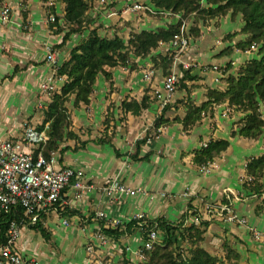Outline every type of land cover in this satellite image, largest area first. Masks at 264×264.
Listing matches in <instances>:
<instances>
[{
	"label": "crops",
	"instance_id": "0c3cea01",
	"mask_svg": "<svg viewBox=\"0 0 264 264\" xmlns=\"http://www.w3.org/2000/svg\"><path fill=\"white\" fill-rule=\"evenodd\" d=\"M19 1L6 0L4 7L14 6L16 10L13 9V12L16 14H13L12 25L0 24V142L7 139L19 143L23 141L25 133L23 124L28 121L24 122V120L37 105L38 86L42 80L46 82L49 79L52 71L49 64L44 65L34 59L29 60L28 58L25 65L17 63L22 56L28 57V55H34L39 59L42 55L46 59L43 48L46 31L40 23L47 7L45 8V5L40 7L43 0H30L28 3L30 16L27 24L31 28L21 27L19 29L13 26L20 20L21 23L23 22V5L21 9L18 8ZM118 1L115 10L122 9L126 2L131 4L138 0ZM107 12L109 11L105 13ZM64 13V8L58 10L59 15L63 16ZM111 13L110 17L113 18L115 13ZM40 18H42L41 21H39ZM225 20L228 19H223L220 25H216V32L210 30L213 26L215 27V21L209 24L210 27L209 25L203 27L201 37L203 41L199 39L193 44L186 55L177 60L173 71L180 70L182 66L179 63L182 61L194 65L198 63L222 67V64L215 63L218 59L212 56L222 52L229 45L219 43L222 35H225V31L227 32V29L231 27L225 24ZM19 33L30 35L32 39H27L30 36L22 38L18 36ZM50 36L56 44V38L61 35L52 34ZM215 42L221 44L218 51L211 50ZM163 52L164 50L161 54ZM159 54L160 52H156L155 56ZM252 55L253 52L243 53L241 56L236 53L220 61L224 64L230 61L236 69L237 63L240 61L245 63L252 58ZM239 56L241 58L236 59ZM148 60L150 62H144ZM139 63H142V59H139ZM152 63L151 58L143 60L142 68L144 69L140 72L125 68L122 70L129 72H114L116 90L112 94H110L109 83L105 77L100 76L90 107L72 113V131L77 138L64 143L61 149L68 148V150L63 153H54L51 160L58 169L71 167L83 171L86 180L95 186L106 185L115 177H120L125 184L142 190L144 193L134 197L110 199L99 190H93L83 199L75 200L72 191L67 190L64 194L66 200L61 202V206L77 214L62 217L61 213L56 210L43 221L55 246L46 244L37 231L30 228L22 229V236L17 247L29 264H88L90 261V254L86 250L88 239L95 233L100 223H103V220L98 219V213H105L108 218H116L125 223H130L137 214H147L150 218L166 216L172 223H175L180 221L188 210L190 199L185 197L186 193L204 197L207 201L214 203H227L229 200L234 211L245 218L248 224L228 223L221 220L219 216H213L212 225L207 233L208 237L212 234L229 242L232 248L241 255L240 264H264V240L257 239L250 230L251 227H255L264 233V178L259 189L252 188L250 186L252 183L245 181V177L249 174L247 169L249 162L264 155V137L256 141L238 136L232 138V132L238 130L237 122L243 118V115L235 112L227 103L214 104L212 107L215 110L214 114L212 115L211 112L204 114L200 123L191 131L186 132L183 117L187 108L178 101L185 99L188 95L186 92L177 91L174 95L167 97L163 91L166 77L162 69H154L155 81H146L143 71L149 67L154 68L155 65ZM15 67L23 70L12 77ZM193 75L199 78L197 81L190 82L195 86L189 93V97L197 104L207 101L208 86L220 90L225 88L223 83H215L217 74L213 71L195 69ZM19 77H24L23 81L12 86ZM156 94L160 95L159 99H156ZM144 96L150 97V107L142 115L124 113L121 108L124 101L132 99L141 101ZM161 100H167L169 106H173L172 110L167 113L171 121L167 127L159 130L161 134L158 138L149 139L147 144L141 148V156L152 152L150 161L134 162L129 157L118 158L112 146L98 145L97 142L104 135L107 127L104 122L112 106L115 117L112 124L115 126L111 128L115 127L116 131L114 147L122 154H135L137 141L144 137L149 127L164 110ZM227 109L232 110V113L224 117L222 112H226ZM43 113L35 112V115L29 119V122L33 124L30 125L38 128L44 121ZM262 113L264 116V105H262ZM177 116L180 120L174 122ZM210 139H227L231 145L218 160L211 164L212 167L209 166L210 172L206 174L203 168L195 163L194 157L195 151L202 148L201 144ZM83 144L86 146L84 147ZM36 147L37 145H26L25 149L33 154ZM194 204L200 212H203L197 202ZM203 213L206 218H209L208 214ZM82 217L85 218L84 222L91 220V223L83 226ZM195 219L198 218L191 216L188 223H192ZM66 221L70 224L69 226L65 224ZM81 226L85 228V233H80V235L73 228ZM26 231L28 233L25 237ZM134 236L139 237L138 232Z\"/></svg>",
	"mask_w": 264,
	"mask_h": 264
},
{
	"label": "trees",
	"instance_id": "16d2710c",
	"mask_svg": "<svg viewBox=\"0 0 264 264\" xmlns=\"http://www.w3.org/2000/svg\"><path fill=\"white\" fill-rule=\"evenodd\" d=\"M29 1L23 0V6H28ZM99 1L62 0L65 9L63 16L58 14L57 5L51 8L52 12L57 15V22L51 25L52 33L63 35L62 42L54 46L56 52L67 47L74 35H84L88 30V36L80 45L71 49L70 58L60 68L58 75L64 79V84L60 94L54 96L44 111V121L38 127L40 132L47 131L46 134L50 137V141L36 144L37 147L33 151V156L36 159L43 155L48 162H51L54 153H63L68 150V148L62 150L61 146L77 138L72 131L73 119L70 105L78 111L90 107L100 76L105 77L109 83L110 94L114 93L116 90L114 69L119 67L127 69L129 62L136 64L132 59L136 57L143 60L151 58L152 61L154 58V69H162L164 76L168 77L173 72L176 54L175 56L172 53L155 56V53L161 46L170 45L176 35L181 34L184 22L191 17H194V22L191 31L189 30L188 33L195 41L201 39L203 27L208 26L213 21L219 24L223 19H230L232 22L240 19L243 23L242 28L238 32L226 34L223 41L232 44L238 36H245L244 41L239 40L233 46L228 45L219 56H232L237 50L246 52L257 45L259 57L251 58L242 63L237 68L238 70L236 69L237 71L231 65L232 62L228 63L229 66L221 68L223 72L221 83L225 85V88L220 90L208 86L207 101L201 104H197L189 97V93L195 86L191 85L190 82L197 81L198 77L193 76L192 70L184 71L178 84V89L188 95L180 101L187 108L183 117L184 130L189 132L196 127L200 123L203 113L211 112L214 104L227 103L235 112L243 115V118L237 122L238 130L232 132V138L238 136L256 141L264 137V116L262 113V105H264V0H152V3L160 10L181 15L180 21L170 26L160 27L157 30L135 32L136 34L129 41H125L118 34V31L112 38L101 35L103 27L97 25L96 20L90 14L92 10H97ZM5 2L6 0H0V10L4 7ZM48 2L49 0H43L45 8ZM49 9L47 7L46 12ZM22 12L23 21L26 24L29 21L30 13L29 10ZM124 19L120 17L119 22L124 21ZM22 70V68L15 67L12 77ZM149 99L150 97L144 96L141 101L126 100L121 104V108L125 114L132 113L135 116H140L150 107ZM172 108L173 106H166L153 125L149 127L145 136L137 141L135 154H122L114 147L116 131L115 127L113 129L111 127L115 126L112 124L115 117L112 106H110L104 122L107 127L104 135L97 143L98 145L112 146L118 158L129 157L134 162L150 161L152 152L146 156H141V148L147 144L156 131L168 126L171 120L167 117V113ZM179 120L180 117L177 116L174 122ZM209 141L207 147L195 151L194 161L200 167H209L231 145L227 139H210ZM83 146L86 145L83 144ZM247 169L249 175L255 178L250 186L259 189L264 178V155L252 159ZM65 192L57 204L42 214L35 223L26 217L24 208L19 205L13 207L9 213L0 212V246L8 244V231L12 222H16L21 229L30 228L37 231L46 244L55 246L43 221L45 217L56 210L61 213L62 217H71L77 214L61 206V202L66 200ZM196 201L193 197L189 202L187 212L180 221L175 223H166L163 217H157L155 219L146 218L145 221L132 220L125 226L123 225V230L120 228L107 229L104 226V221L99 226L105 234L113 236L117 241L125 238L133 239L139 228H144L148 232L152 229H161L162 243L152 251L149 264H240L241 255L227 241L223 243L221 255H212L206 249V236L216 213L210 211L208 213L209 218H206L205 214L195 206ZM223 204L233 208L229 200ZM191 216H196L199 222L188 223ZM223 216H227V213H224ZM81 220L83 226L91 223V220L84 222V217ZM146 238V234H144L143 241ZM180 243L186 247L180 246ZM123 264L130 263L124 259Z\"/></svg>",
	"mask_w": 264,
	"mask_h": 264
},
{
	"label": "built area",
	"instance_id": "2783aa9c",
	"mask_svg": "<svg viewBox=\"0 0 264 264\" xmlns=\"http://www.w3.org/2000/svg\"><path fill=\"white\" fill-rule=\"evenodd\" d=\"M115 0H100L98 6L106 8L108 4L113 3ZM55 6L54 0H49L47 7L50 8L45 15V25L50 27L57 22V15L52 12L51 8ZM24 11H28V6H23ZM121 17L126 18L130 14H140L152 12L153 8L150 5H144L139 1H134L133 4L123 7ZM13 13L9 6H5L0 10V24L10 25L12 23ZM28 23V22H27ZM22 22L21 27L31 28L28 24ZM31 23V22H30ZM193 40L186 32L185 28L182 29L181 34L176 35L174 40L170 43V47L178 54L182 56L186 54L192 47ZM43 48L46 54V60L51 65L53 73L51 77L42 85V93L50 94L58 90V85L64 81L60 78L58 73L61 68V60L59 55L54 50V42L52 38L46 40L43 43ZM258 49L257 45H254L250 50L244 52L250 54L252 51ZM180 58H177V60ZM185 70L198 69L203 71H213L217 74L215 83H221L222 70L218 65L209 64H190L189 62L182 61ZM144 76L147 79H152L155 75L153 67L146 68ZM180 75L178 72L173 71L168 77L165 78L163 84V91L167 97L174 95L178 91V84ZM168 105L167 100H163V108ZM230 108V107H229ZM214 109V108H213ZM231 109V108H230ZM230 112L229 109L225 112L226 115ZM159 131V130H158ZM50 141V137L44 131H39L35 126L27 124L25 127L24 139L22 142H14L12 140L2 141L0 143V212L9 213L15 206H21L25 210L26 217L37 222L42 214L48 212V210L55 206L61 197V195L67 190L72 191V196L75 200H81L87 196L93 190H99L104 196L110 199H118L123 197H134L138 194H142V190L135 189L125 184L120 177H115L111 182L102 186H95L90 184L85 177V174L81 170H76L71 167L56 168L53 162H48L43 155H40L36 159L32 153L26 151V145H36L41 142L47 143ZM209 140L202 144V147H207ZM210 167H212L210 165ZM210 167L203 166V171L208 174ZM246 182H254L255 178L251 175L245 177ZM164 196H167L164 194ZM186 198L190 201L193 197L196 202L201 206L200 208L208 214L210 211L216 213L215 216H219L221 220L228 223L247 225L248 221L238 215L234 209L223 203H213L207 201L206 198L185 194ZM227 213V216H223ZM146 214H137L133 220H146ZM98 219L104 221V226L107 229H122L124 224L121 220L108 218L105 213H98ZM163 220L166 223H172L171 220L163 216ZM66 225H70L67 221ZM79 234L85 233V228L74 227ZM255 237L260 240H264V233L258 231L255 227L250 229ZM80 234V235H81ZM138 234L140 237L146 239L142 243L139 240V249L135 247L133 239L125 238L117 241L113 236L107 235L102 231V228L98 226L95 233L88 239L87 252L93 258L88 264H102V258L98 255L97 249H107L108 247H123L129 254L134 257H143L146 252H152L154 248L162 243V231L161 229H152L150 232L144 228H139ZM22 236V229L16 222H12L8 231V244L6 246H0V264H29L18 249V242ZM89 256V257H90Z\"/></svg>",
	"mask_w": 264,
	"mask_h": 264
},
{
	"label": "rangeland",
	"instance_id": "374dc122",
	"mask_svg": "<svg viewBox=\"0 0 264 264\" xmlns=\"http://www.w3.org/2000/svg\"><path fill=\"white\" fill-rule=\"evenodd\" d=\"M23 0H20L19 1V7L18 8H22V5H23V2H22ZM140 3H142V4H144V5H150V6H152V8H153V11L152 12H143V13H140V14H130L128 17H126L125 19H124V21H122V22H119L120 21V16H121V13H122V10L121 9H119V10H115V6L118 4V0L117 1H114L113 3H111V4H108L107 5V8H101V7H97V10H92L91 11V16H93V18L96 20V24L97 25H101L102 27H103V29H102V31H101V35H107L108 37H110V38H112L115 34H116V32L118 31V34L121 36V37H123L124 39H125V41H129V39L133 36V35H135L136 33L135 32H144V31H150V30H157V29H159L160 27H166V26H170V25H172V24H176L177 22H179L180 21V18H181V15H175V14H173V12H167V11H162V10H160L159 8H157L153 3H152V0H138ZM54 2H55V5H57V11L58 10H61V9H63L64 8V5H63V3H62V0H54ZM131 4H133V3H131ZM130 3L128 4V2H126L124 5H123V7H127V6H129V5H131ZM44 7V3L43 4H41L40 5V7ZM13 9H14V6H12V8H11V10H12V13L13 14H16L15 12H13ZM14 10H16V9H14ZM100 11V12H99ZM106 11H109V12H107V13H105ZM118 11V14H116V12ZM111 12H114L115 13V16L112 18V17H110L111 15H112V13ZM46 16L47 15H42V17H43V20H42V18H40V20L39 21H41L42 20V22L40 23L41 25H43V27L45 28V31H46V36H45V41L46 40H49L50 38H52L50 35H52L53 33H52V29H51V26L50 27H48L47 25H45V18H46ZM182 19H183V17H182ZM181 19V20H182ZM193 22H194V17H191V18H189L188 20H186L183 24V28H185V30H186V32H189V30L191 31V29H192V26H193ZM216 22V21H215ZM16 24V23H15ZM129 24V25H128ZM225 24L226 25H230L231 27H230V29H227V32L225 31V35L226 34H228V33H234V32H238L241 28H242V26H243V23H241V21H240V19H239V21H237L236 20V22L235 23H232L231 21H230V19H228V20H225ZM12 25V24H11ZM17 25V26H16ZM16 25H13V26H15L16 28H19V29H21V25H22V23H21V20L18 22V24H16ZM216 25H220V22H219V24H217V23H215V27L213 26V28H211L210 30H211V32H216L217 31V29H216ZM211 26H212V24H211ZM208 27V26H207ZM209 27H210V25H209ZM182 28V29H183ZM215 28V29H214ZM134 31V32H133ZM15 35V34H14ZM23 34H21V33H19V35L18 36H21L22 38H27V37H29L30 35H23ZM225 35H222V37L220 38V40H219V43H221L222 42V44L223 45H225V46H227L229 43H225L224 41H222L223 40V38L225 37ZM62 36L63 35H61V36H59V37H55L56 38V44L55 45H58V44H60L61 43V41H62ZM88 36V30H87V33L86 34H84V35H78V34H76V35H74L73 37H72V41L70 42V44L67 46V47H65V48H63L61 51H59V52H57V54L59 55V58H60V60H61V65L62 64H64V62L65 61H67L69 58H70V51H71V49H73L75 46H78V45H80V43L86 38ZM27 39H29V40H31L32 39V36H30L29 38H27ZM244 39H245V36H238L236 39H235V41H234V43H232V44H229V45H231V46H233V44H235L237 41H239V40H241V41H244ZM201 40V39H200ZM199 40H194L193 39V44H195L196 42H198ZM203 41V39L201 40V42ZM208 44H210L209 42H208ZM168 47H164V48H162V47H160L159 48V50L157 51V52H160V54H161V52H162V50H164V52H163V55H166L167 53H172L174 56H175V54H176V60H175V63L177 62V58H181L182 56H184V55H186V54H183L182 56H178V54L174 51V49L173 48H171L170 47V45H167ZM212 46H213V48L211 49V50H214V51H218V47H221V44H218V43H216L215 42V45L214 44H212ZM209 48V47H208ZM253 52V55L251 56L252 58H258L259 57V55H258V49H256V50H254V51H252ZM251 52V53H252ZM221 53V52H220ZM220 53H218L217 55H215V56H212V58H217L218 59V61L217 62H215V63H219V64H222V68H225V67H227V66H229L230 64H228V63H221V61L220 60H222V59H224V57H226V56H219V54ZM239 54L240 56H241V54H243L244 52H241V51H239V50H237L234 54ZM212 54V53H211ZM238 57V58H236V59H239V58H241V57ZM152 58H153V56H151ZM228 57V56H227ZM28 58H29V60L30 59H34V60H36L37 62L38 61H40L41 63H44V65L45 64H49L48 62H47V60L45 59V57L44 56H40V59L39 58H37V57H34V55H32V56H29L28 55V57H25V56H22L21 57V59H20V61H18L17 63L18 64H20V65H25L26 63H27V60H28ZM133 59V61H135L136 62V64H133L132 62L130 63H128L129 65L127 66L128 68L127 69H130L131 71H137V72H140V71H142L143 69H144V67L142 68V63H143V59H142V63L140 64L139 63V58H136V57H133L132 58ZM213 60V59H212ZM145 63H148V62H150V60H148V61H144ZM153 63L152 64H154L155 65V63H154V58H153V61H152ZM222 62H225V61H222ZM175 63H174V65H173V67L175 66ZM190 63V62H189ZM242 63V61H240L239 63H237L236 64V69L237 68H239L240 66H238L239 64H241ZM15 64V62L13 61V65ZM150 64V63H149ZM181 66H182V70H179L178 71V73H179V75H180V78H182V73L184 72V71H186L185 69H184V65H183V63L181 62V63H179ZM198 64V63H197ZM20 65H18V66H20ZM50 65V64H49ZM134 65V66H133ZM140 65H141V67H140ZM148 65V64H147ZM231 65H233V63L231 64ZM234 66V65H233ZM50 67H51V65H50ZM51 69H52V67H51ZM123 69V67L122 68H117V69H114V71L113 72H129V71H125V70H122ZM235 69V70H236ZM190 70H195V68H193V69H190ZM238 70V69H237ZM236 70V71H237ZM52 73H53V70L51 71V73H50V76L49 77H51V75H52ZM115 73V74H116ZM155 76V75H154ZM154 76L152 77V79H147V78H145V76H144V78H145V80L146 81H155V79H154ZM194 76V75H193ZM198 77V76H197ZM24 77H19L13 84H12V86H15L17 83H20V82H22ZM199 78V77H198ZM45 80H46V78H45ZM44 80H42V82L40 83V85L38 86V95H36V97H37V99H38V101L36 100V106H34V109H35V111H34V109H32L31 111H30V114H29V116L24 120V122H26L27 120V122L26 123H24L23 125H24V128L26 127L25 125H27V123L29 122V119H30V117L31 116H34L35 115V112H41V113H43L47 108H48V106H49V104L52 102V100H53V98H54V96L56 95V94H60V92H61V88H62V86H63V84H64V81L62 82V83H60V85H58V90L57 91H55V92H52V93H50V94H43L42 93V85L45 83V81L43 82ZM3 84V83H2ZM178 91H180V90H178ZM159 93V92H158ZM177 93V92H176ZM157 95V97H158V99H159V97H160V95H158V94H156ZM182 101V100H181ZM161 102V106H163V100H161L160 101ZM178 103H180V101H178ZM169 105V104H168ZM167 105V106H168ZM166 107V106H165ZM164 107V108H165ZM36 108L39 110H36ZM70 108H71V111H72V113L74 112V111H76L73 107H72V105H70ZM212 115L214 114V112H215V110L214 109H212ZM232 113V110H230V112L226 115V113H225V111H223L222 112V115L224 116V117H227V116H229L230 114ZM44 114V113H43ZM204 114H207V113H203V115ZM240 115H242V114H240ZM44 118H45V116H44ZM239 118H240V116H239ZM241 119V118H240ZM239 119V120H240ZM238 120V121H239ZM28 124H32V123H28ZM33 125V124H32ZM42 125V123L38 126V127H40ZM48 127V126H47ZM47 127H46V129H47ZM44 131H46V130H44ZM47 132V131H46ZM147 133V132H146ZM145 133V134H146ZM161 134V132H159V131H156L155 133H154V135L150 138V139H156V138H158V136ZM145 136V135H144ZM143 138V137H142ZM7 140H10V139H7ZM6 141V140H5ZM1 143V142H0ZM203 144V143H202ZM202 144H201V146H202ZM247 183H253V182H247ZM214 203V202H213ZM204 210V209H203ZM147 215V214H146ZM147 218H149V219H155V218H157V217H155V218H150L148 215H147ZM178 222V221H177ZM199 222V220L198 219H195V221H193L191 224H193V223H198ZM122 223L124 224V226H125V222H123L122 221ZM27 231H26V233H25V237H26V235H27ZM135 235H137V233L135 234ZM163 235V234H162ZM161 235V236H162ZM55 237H56V235H55ZM139 238H140V242L142 243V240H141V238L142 237H136V236H134L133 237V242H134V245H135V247H137V249H139L140 247H139ZM206 238H207V241H206V245H205V247H206V249L212 254V255H221L223 252H222V247H223V242L225 241V239H222V238H219V237H217L216 235L215 236H213L212 234L208 237V235L206 236ZM40 239H41V237H40ZM42 240V239H41ZM59 243V242H58ZM229 243V242H228ZM232 243V242H231ZM233 244V243H232ZM180 246H182V247H186V245H184L183 243H180L179 244ZM19 249V248H18ZM83 249H84V246H83ZM97 251H98V255H96V256H100L101 258H102V264H123V260L124 259H127V261H129V263L130 264H149V262H150V258H151V255H152V252H146L145 254H144V256L143 257H134L133 255H131V254H129L123 247H121V246H118V247H114V248H112V247H108L107 249H104V250H101V249H97ZM89 259H90V261L91 260H93V258L90 256L89 257ZM33 261H34V259H33ZM90 261L88 262V263H90ZM35 263H36V261H34Z\"/></svg>",
	"mask_w": 264,
	"mask_h": 264
}]
</instances>
